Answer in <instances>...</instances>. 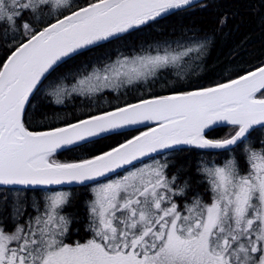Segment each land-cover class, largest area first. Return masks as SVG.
<instances>
[{"label":"snow or ice","instance_id":"snow-or-ice-1","mask_svg":"<svg viewBox=\"0 0 264 264\" xmlns=\"http://www.w3.org/2000/svg\"><path fill=\"white\" fill-rule=\"evenodd\" d=\"M0 264H264V0H0Z\"/></svg>","mask_w":264,"mask_h":264}]
</instances>
